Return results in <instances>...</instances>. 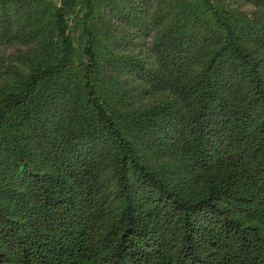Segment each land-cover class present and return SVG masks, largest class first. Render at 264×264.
Listing matches in <instances>:
<instances>
[{
    "label": "trees",
    "instance_id": "trees-1",
    "mask_svg": "<svg viewBox=\"0 0 264 264\" xmlns=\"http://www.w3.org/2000/svg\"><path fill=\"white\" fill-rule=\"evenodd\" d=\"M0 264H264V0H0Z\"/></svg>",
    "mask_w": 264,
    "mask_h": 264
}]
</instances>
